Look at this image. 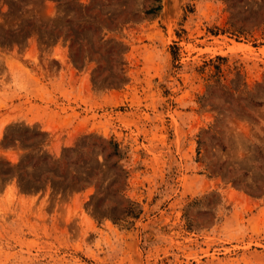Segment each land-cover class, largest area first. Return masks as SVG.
<instances>
[{
  "label": "rangeland",
  "instance_id": "rangeland-1",
  "mask_svg": "<svg viewBox=\"0 0 264 264\" xmlns=\"http://www.w3.org/2000/svg\"><path fill=\"white\" fill-rule=\"evenodd\" d=\"M0 264H264V0H0Z\"/></svg>",
  "mask_w": 264,
  "mask_h": 264
},
{
  "label": "bare ground",
  "instance_id": "bare-ground-1",
  "mask_svg": "<svg viewBox=\"0 0 264 264\" xmlns=\"http://www.w3.org/2000/svg\"><path fill=\"white\" fill-rule=\"evenodd\" d=\"M173 3V2H172Z\"/></svg>",
  "mask_w": 264,
  "mask_h": 264
}]
</instances>
